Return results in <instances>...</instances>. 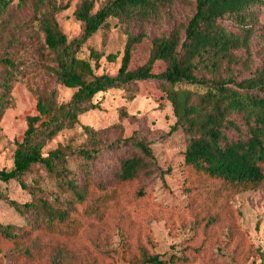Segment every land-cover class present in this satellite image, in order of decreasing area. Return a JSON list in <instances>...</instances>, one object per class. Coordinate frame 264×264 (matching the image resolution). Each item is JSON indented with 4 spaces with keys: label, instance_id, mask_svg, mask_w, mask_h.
<instances>
[{
    "label": "trees",
    "instance_id": "1",
    "mask_svg": "<svg viewBox=\"0 0 264 264\" xmlns=\"http://www.w3.org/2000/svg\"><path fill=\"white\" fill-rule=\"evenodd\" d=\"M10 1L0 0V17ZM25 1L18 0V4L22 6ZM175 1L185 0H105L93 12L95 0H79L72 14L80 23L81 33L71 40L57 21L68 4L55 0L32 3V19L42 35L39 65L55 84L72 93L60 101L56 87L32 89L35 112L25 116L22 136L14 141L11 168L0 169V182L6 185L14 181L30 197L19 203L0 187V201L27 222L23 228L0 223V242L10 243L12 256L32 260L41 247L40 239L74 241L86 221L103 222L114 214L123 226L120 257L124 262L199 261L200 246L167 258L151 253L140 240L136 252L130 249L124 206L146 195V187L140 185L143 177L163 179V171L151 142L140 130L111 139L106 134L117 130L118 125L99 130L79 121L80 115L100 109L94 102L99 93L130 91L140 82L154 83L165 94L175 119L169 133L181 130L186 139L181 189L186 196L183 210L191 217L194 235L212 232L223 223L228 240L238 247L236 257L262 256L243 242L236 222L238 212L232 206L238 194L264 191V68L250 70L247 76L234 73L236 66L247 69L246 61L236 52L250 57L254 7L262 0H192L191 15L183 23L159 36H149L146 24L158 19L162 9ZM110 20L126 26L120 66L114 74H97L99 54L91 50L90 58L82 59L78 53ZM226 20L232 28L223 24ZM130 25H137L138 31L132 33ZM144 40L150 46L147 59L129 69L132 51ZM158 63L162 68L156 70ZM0 68L1 120L18 73L10 52H0ZM77 127L82 129L80 142L70 138L48 148L58 136ZM122 147H127L128 153L118 158L113 183L94 178L93 164L101 153ZM35 169H42L44 176L33 177ZM55 251L49 255L50 264L65 262L62 247ZM98 258L94 256L87 264H114L110 255Z\"/></svg>",
    "mask_w": 264,
    "mask_h": 264
},
{
    "label": "rangeland",
    "instance_id": "2",
    "mask_svg": "<svg viewBox=\"0 0 264 264\" xmlns=\"http://www.w3.org/2000/svg\"><path fill=\"white\" fill-rule=\"evenodd\" d=\"M34 1L26 0L20 6L18 0H12L5 9L6 13L0 17V52H10L18 70L15 80L11 83L9 105L0 120V169L11 168L14 141L20 140L22 136L25 116L35 112V96L32 89L56 87L60 101H66L72 93L71 89L55 84L39 65L38 52L42 47V35L37 31L32 19ZM55 1L68 4V8L57 15L62 32L68 40L79 36L81 26L72 14L79 0ZM104 1L95 0L93 12ZM191 2L192 0L175 1L171 6L163 8L158 19L146 24L148 35L159 36L183 23L191 15ZM223 24L232 28L228 20ZM252 26L250 57L242 51L236 52V55L247 63V69L235 67L234 73H240L241 76H247L249 71L255 68H264V0L254 7ZM128 28L132 33L138 31L137 25H130ZM125 31V24L110 20L107 26L98 30L82 45L78 57L88 59L93 50L99 54L95 73L114 74L120 66L126 41ZM149 47L145 40L136 45L131 53L129 69L138 67L147 59ZM91 64L94 66V60H91ZM161 68L162 64L158 63L155 69ZM94 102L99 104L100 109L80 115V123L99 130L118 125L117 130L106 134L111 139L124 138L133 130H140L151 142L163 171V179L156 176L143 177L140 185L146 187V195L133 204L124 206L129 220V226L126 228L127 243L133 252H136V242L140 240L148 251L166 258L180 252L187 254L200 246L199 261L194 264H264L263 190L241 193L232 200V206L238 212L236 222L243 242L253 249H258L261 257H236L238 247L235 242L228 240L223 223L213 228L212 232L194 235L191 217L183 210L186 196L181 189L182 153L186 139L181 130L169 133L175 119L165 94L158 90L154 83L140 82L130 91L108 90L96 95ZM121 112L126 115L122 116ZM81 131L80 127L65 131L51 142L48 148L64 143L70 138L80 142L83 139ZM127 150V147H122L119 150L103 151L93 164L92 176L112 184L114 174L118 170V158L127 154ZM32 176H44V173L42 169H35ZM0 187L7 190L10 199L19 203L30 199L29 194L14 181L6 185L0 182ZM125 189L133 190L130 187ZM0 223L23 228L27 222L6 203L0 201ZM122 228V223L114 214L103 222L86 221L80 236L74 241L40 239L41 247L36 250L32 260L21 255L12 256L10 243L0 242V264H50L49 255L56 252L58 246L62 247L66 258L62 264H87L94 256L99 261L98 257L105 258L109 255L114 264H128L120 257Z\"/></svg>",
    "mask_w": 264,
    "mask_h": 264
}]
</instances>
